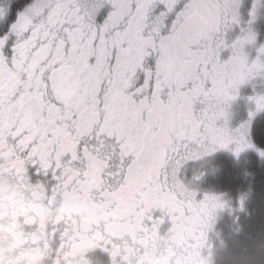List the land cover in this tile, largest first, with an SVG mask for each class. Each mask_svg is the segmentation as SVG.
Instances as JSON below:
<instances>
[{"label": "snow or ice", "instance_id": "1", "mask_svg": "<svg viewBox=\"0 0 264 264\" xmlns=\"http://www.w3.org/2000/svg\"><path fill=\"white\" fill-rule=\"evenodd\" d=\"M241 3L0 0V181L73 193L160 185L202 216L230 208L185 165L219 149L264 158L250 134L264 110V44L247 51L264 5L253 0L245 25ZM246 84L254 107L231 127Z\"/></svg>", "mask_w": 264, "mask_h": 264}, {"label": "clouds", "instance_id": "2", "mask_svg": "<svg viewBox=\"0 0 264 264\" xmlns=\"http://www.w3.org/2000/svg\"><path fill=\"white\" fill-rule=\"evenodd\" d=\"M150 191L147 185H127L73 193L60 185L49 189L5 177L0 181V264H87V254L97 251L107 256L102 264H177L171 238L145 222L140 205ZM229 205L233 215L237 209ZM229 241L222 230L212 259L200 251L195 259L228 264L223 257Z\"/></svg>", "mask_w": 264, "mask_h": 264}, {"label": "flooded vegetation", "instance_id": "3", "mask_svg": "<svg viewBox=\"0 0 264 264\" xmlns=\"http://www.w3.org/2000/svg\"><path fill=\"white\" fill-rule=\"evenodd\" d=\"M232 111L233 109L231 108ZM233 118L230 121L231 127H233ZM246 150L249 151L247 153L255 152V149ZM231 159L236 160V155L232 151L219 149L200 161H189L185 168L187 172L190 169L208 170L212 166L211 164L206 166V164L210 163H207L209 160L227 162ZM149 187L151 191L140 205V208L145 210V222L150 227L155 225V230L160 236H165L166 239L171 238L169 243L173 244L175 253L173 259L179 257L177 264H200V261L195 259L197 251L210 257L214 250V238L218 229L222 227L223 218L218 222V216L225 212L217 210L211 215L202 216L198 211V201L193 203L187 199L184 192H174L160 185ZM199 190L201 191L200 188ZM137 210L139 211L140 209ZM149 215L151 220L147 219ZM87 255L90 256L87 264H102L107 259L106 254H103L101 260L99 251Z\"/></svg>", "mask_w": 264, "mask_h": 264}, {"label": "trees", "instance_id": "4", "mask_svg": "<svg viewBox=\"0 0 264 264\" xmlns=\"http://www.w3.org/2000/svg\"><path fill=\"white\" fill-rule=\"evenodd\" d=\"M253 142L264 148V116L255 121L252 131ZM255 153V152H254ZM243 162H227L225 171L242 166L240 173L227 172L223 185L229 187L232 196L246 195L247 208L244 213L231 220V227L225 228L230 237V248L223 257L228 264H264V160L255 156ZM244 156V158L246 157ZM224 170V169H223ZM238 176V178L236 177Z\"/></svg>", "mask_w": 264, "mask_h": 264}, {"label": "rangeland", "instance_id": "5", "mask_svg": "<svg viewBox=\"0 0 264 264\" xmlns=\"http://www.w3.org/2000/svg\"><path fill=\"white\" fill-rule=\"evenodd\" d=\"M261 4L264 5V0H260ZM252 3H253V0H242V3H241V7H242V11H241V19H242V23H244L246 25V22L250 19L249 17V10L251 9V6H252ZM253 29L255 30V32L257 33V41H256V45L255 46H248L247 48V51L249 53V56H250V59L251 58H255L256 56V48L260 45V44H264V7H260L259 10H258V13H257V17L252 25ZM239 31V28L237 27V30L235 31L238 32ZM239 34V33H238ZM258 82H261L264 84V81H261L259 78H257V80L255 81V83L257 84V88H256V91H259L261 89L264 90V88H262L261 86L258 85ZM254 94V90H253V86L252 84H246L244 86L241 87L240 89V98L235 101L232 105V117H234L233 119V127H237L239 126L240 123H242L243 121L247 120L248 119V111L250 109V107H254V106H251L248 104L247 102V97L248 96H251ZM245 95V96H244ZM243 96V98H242ZM246 97V98H244ZM264 116V110L262 111H259L255 114V116L253 117L256 120L260 119V118H263ZM254 121V120H253ZM253 123V122H252ZM254 126V124H252ZM251 125V129L250 130H253V127ZM252 139V137H251ZM253 141V139H252ZM249 152L248 150L246 151H243L239 154V156H236V161L234 159H231V160H228L227 162H239V157L241 155H244L245 153ZM255 156L257 157H260L258 155V153L255 151ZM252 157L251 154H249L248 156H246L245 158H243V162H245L246 159H250ZM262 160H264V158L260 157ZM214 160H209L207 163L209 164H206V166L208 165H212L209 167L208 170H196V169H193V170H196V171H199V172H203L204 175L201 179V184H200V189H201V192H205V190H207V192H214V193H224L226 194L225 195V199L228 200V202H232V205L234 208L237 209V211L231 215L229 213V209L228 208H225L223 209L222 211L225 212V213H221L219 216H218V222L222 220L223 218V221H222V227L218 229V235L215 236V241L219 240L221 238V235H222V230L225 232V228H229L231 227V220H234L233 218L236 216V215H240L242 213L245 212L246 210V206H247V203L245 202L246 199V195L243 194L245 197L244 198V207H243V210L240 209L239 207V201H240V198L242 196H232L230 190L228 189L229 187L223 185V177L227 174V172H232V170H234V175L236 174H241L240 171L242 166H240V169L238 166H236V164H233L235 165V169H232L231 171H225V167H226V161H223V162H218V161H214ZM224 169V170H223ZM193 170H189V174L192 173ZM238 178V176H236ZM225 178V177H224ZM215 244V243H214ZM214 248H215V245H214ZM212 259V256L210 257L209 260Z\"/></svg>", "mask_w": 264, "mask_h": 264}]
</instances>
